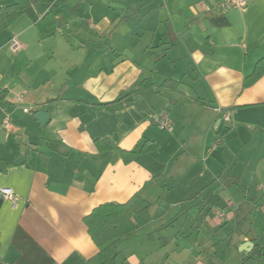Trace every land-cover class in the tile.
<instances>
[{
    "label": "crops",
    "instance_id": "1",
    "mask_svg": "<svg viewBox=\"0 0 264 264\" xmlns=\"http://www.w3.org/2000/svg\"><path fill=\"white\" fill-rule=\"evenodd\" d=\"M224 1L35 0L0 28V189L17 195L0 198V264H101L85 218L135 194L152 220L108 264H243L247 241L264 259V74L244 86L264 57V0ZM98 139L160 147L125 163Z\"/></svg>",
    "mask_w": 264,
    "mask_h": 264
},
{
    "label": "trees",
    "instance_id": "2",
    "mask_svg": "<svg viewBox=\"0 0 264 264\" xmlns=\"http://www.w3.org/2000/svg\"><path fill=\"white\" fill-rule=\"evenodd\" d=\"M5 0H0L3 2ZM35 0H16V2L0 6V28L7 29L11 26ZM47 4L53 3L55 0H39ZM48 14L45 17L47 24L54 23V18ZM264 74V57L255 65L254 71L244 79V86H251L257 79ZM166 83L175 84V81L166 80ZM151 79H145L141 83V89L151 87L153 85ZM5 91L1 90L0 95ZM1 97V96H0ZM54 100H50L53 102ZM96 146L99 151L117 150L125 163L132 162L141 153H153L158 150L160 143L157 141H145L138 150H125L117 146L110 139L96 140ZM151 203L140 194L133 195L124 203L106 202L96 207L91 214L85 218L88 231L95 244L100 248L98 257L101 264H108L115 258L117 252L115 250V242L119 238L128 237L141 227L145 226L152 220L150 212ZM232 242V236H227L219 240L216 244V254L225 259L228 254ZM253 262L254 264H264L263 254L257 260H253L250 256L243 261V264Z\"/></svg>",
    "mask_w": 264,
    "mask_h": 264
},
{
    "label": "built area",
    "instance_id": "3",
    "mask_svg": "<svg viewBox=\"0 0 264 264\" xmlns=\"http://www.w3.org/2000/svg\"><path fill=\"white\" fill-rule=\"evenodd\" d=\"M247 4H248L247 0H225L221 4V8L222 9H225V8H245L247 6ZM12 47L15 51L19 50L21 48L20 43L15 38L12 40ZM23 98H24V96L22 94L17 95L15 97V101L22 102ZM24 111L31 113V109L29 107L24 108ZM222 117L226 122H230L229 113H224ZM154 122H155L156 126L162 131L171 132L174 130L173 123L169 119L168 114H162V115L156 116L154 118ZM4 125L6 127L9 126V120L8 119L4 121ZM216 142L218 144H221L223 142L222 137H218L216 139ZM257 188L259 191L263 190L264 189V183L258 184ZM0 198L8 199V200L12 201L13 203H15L17 200V195H15V193H13V191L9 188H2V189H0ZM227 213H228V211H227V207H226V209L218 211L217 215H218V217L224 218V217H226Z\"/></svg>",
    "mask_w": 264,
    "mask_h": 264
},
{
    "label": "water",
    "instance_id": "4",
    "mask_svg": "<svg viewBox=\"0 0 264 264\" xmlns=\"http://www.w3.org/2000/svg\"><path fill=\"white\" fill-rule=\"evenodd\" d=\"M34 117L39 120L41 124H45V122L49 118V113L44 109L38 110L37 112H35ZM254 246L255 244L252 241H247L244 243L242 250L249 253L250 257L253 260H257L261 256V249L255 248Z\"/></svg>",
    "mask_w": 264,
    "mask_h": 264
}]
</instances>
